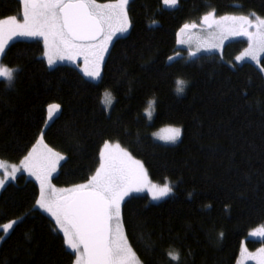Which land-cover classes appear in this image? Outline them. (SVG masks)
I'll return each instance as SVG.
<instances>
[{"label":"trees","instance_id":"trees-1","mask_svg":"<svg viewBox=\"0 0 264 264\" xmlns=\"http://www.w3.org/2000/svg\"><path fill=\"white\" fill-rule=\"evenodd\" d=\"M179 3L130 0L132 27L111 44L97 82L73 65L49 67L42 41L10 44L1 63L17 71L11 84L0 80V158L19 163L43 133L44 144L65 157L53 183L69 188L94 173L104 140L119 143L153 183L172 189L163 199L139 194L122 205L129 242L144 264H255L246 258L264 247L249 239L264 225V56L260 66H233L242 40L228 43L223 56L193 55L179 36L209 11L264 18V0ZM19 13L18 0H0V18ZM178 79L187 82L182 94ZM105 91L115 98L110 110ZM53 103L61 107L49 118ZM167 126L182 129L178 143L153 137ZM38 195L39 184L26 175L3 187L0 227L17 223L0 232V264H73L63 233L35 206Z\"/></svg>","mask_w":264,"mask_h":264},{"label":"snow or ice","instance_id":"snow-or-ice-1","mask_svg":"<svg viewBox=\"0 0 264 264\" xmlns=\"http://www.w3.org/2000/svg\"><path fill=\"white\" fill-rule=\"evenodd\" d=\"M20 13L0 18V57L10 41L16 37L42 38L43 55L48 66L57 60L76 62L83 59V73L93 80L101 79L102 67L109 46L118 33H126L132 27L128 14L129 0H109L97 3V0H18ZM166 5L175 6L178 0H163ZM254 15V14H253ZM203 24L213 29L217 43L209 47H218L229 36H245L248 47L236 57H246L259 62L264 54V18L250 16H220L214 11L203 16ZM195 24H185L180 33L184 34ZM183 39L180 43H184ZM195 55V53H193ZM171 59V57H169ZM15 68L0 63V78L9 84L14 81ZM177 94L187 87L184 80L176 81ZM113 97L105 91L103 103L105 109L111 108ZM155 101L149 100L145 112L152 116ZM60 104H49L48 115L53 109L59 110ZM161 139L175 143L181 136V128L167 127ZM65 157L43 142V133L31 151L19 165H7L0 161L4 177L16 178V174L27 171L39 182V195L35 206L49 213L55 220L67 248L75 254L73 264H144L129 242L122 214L125 197L133 192L147 190L153 199H159L172 191L168 184H154L148 177L147 169L140 160L119 143L104 140L99 150L98 167L85 183L73 184L69 188L57 189L52 184V176ZM5 179H0V189ZM16 220L4 223L7 232L16 224ZM254 237L264 238V225L250 233ZM223 237V233H220ZM3 236L0 235V241ZM248 254L247 249L242 250ZM167 255L173 261L180 260L175 249ZM251 255V254H249ZM257 264H264V247L257 250L253 257Z\"/></svg>","mask_w":264,"mask_h":264},{"label":"rangeland","instance_id":"rangeland-1","mask_svg":"<svg viewBox=\"0 0 264 264\" xmlns=\"http://www.w3.org/2000/svg\"><path fill=\"white\" fill-rule=\"evenodd\" d=\"M97 3H107V2H97ZM232 16V15H235V16H241V15H244V16H250V18L252 19H255L257 16L253 15L251 16L250 14H243V12H235V13H228V14H224V15H219V16H216L217 18H219L220 16ZM126 33H118L116 37H114L113 41L119 37V36H123L125 35ZM183 39L185 42L184 43H180V40ZM17 40H25V41H34V40H39V41H42L43 42V39L42 38H30V37H16L14 38L12 41L9 42L8 44V47L10 44H12L13 42L17 41ZM238 40H242L244 44H239V45H242V48L240 49V51L234 56L233 60L230 61L231 64L233 66H235L234 64H242L244 62H252L254 64H256L257 66H260V62H261V58L264 56V54H261L260 57H259V62L255 61V60H252L250 58H245L244 60H236V57L239 56L245 48L248 47V40H247V37L245 36H229L227 37L226 39H224L221 43H219V46L218 47H209L210 44H213V43H217V38L215 36V32L213 29H209L206 25L203 24V20L202 22L199 23L198 27H194L193 29H187L185 31L184 34H181L180 35V39H179V45L186 49L188 51V53H196V54H208V53H218V54H221L223 56L224 54V50H225V46L230 43V42H233V41H238ZM112 41V43H113ZM239 42V41H238ZM44 44V43H43ZM111 46V45H110ZM109 46V48H110ZM7 47V48H8ZM7 48L5 49V52L7 50ZM46 61H47V58L45 57ZM1 60H2V57H0V63H1ZM73 65L75 67H77L81 73L84 75L83 73V59H79L77 60L76 62H71V61H68V60H57V62L52 65L53 66H58V65ZM85 76V75H84ZM87 79L93 81V82H97L99 80H93L92 78H89L87 76H85ZM3 79V78H0V80ZM185 92V91H184ZM183 92V93H184ZM111 93V92H110ZM112 97H113V94L111 93ZM114 98V97H113ZM114 102H115V98L113 99V104L112 106L114 105ZM111 106V108H112ZM111 108H108L109 110ZM154 111H155V108H153V112H152V116L151 117H148L149 121H152L153 119V116H154ZM169 127V126H167ZM167 127H163L155 132H153V137L159 141V142H162V143H165V144H169V145H174L176 143H178V141L180 140V138L175 142V143H172V142H169V141H165L163 139L160 138V136L164 135L165 133L162 131L163 129L167 128ZM173 127V126H171ZM180 128V127H179ZM181 134H182V129H181ZM122 147V146H121ZM123 148V147H122ZM136 159V158H135ZM139 160V159H137ZM0 161H3L5 162L7 165H12V164H17L19 165V163H13V162H9V161H6V160H3L0 158ZM63 162L60 161V166H61V163ZM142 162V161H141ZM143 163V162H142ZM144 165V163H143ZM60 166L58 168V170L53 173V176H52V184L53 183V178L54 176H56L60 170ZM145 167V165H144ZM146 168V167H145ZM21 175H26L28 179H31V180H35L38 184L39 182L36 180V178L32 175H30L27 171H24V170H21L19 171L17 174H16V178L13 180L9 177H4L3 175V169H0V179H5V184L9 183V182H12V181H15L19 176ZM149 177V175H148ZM150 179V178H149ZM154 184H157V183H154ZM160 186H163L164 184H158ZM169 185V184H168ZM5 186V185H4ZM56 187V186H55ZM57 188V187H56ZM3 189V188H2ZM2 189H0V194H1V191ZM57 189H64V188H57ZM139 194H148L151 196L152 198V195L150 192H148L147 190H144V191H141V192H133L131 193L130 196L128 197H125V201L130 198L131 196H134V195H139ZM170 194V192L159 198V199H163V198H166L168 195ZM155 200H158V199H155ZM39 208V207H38ZM41 209V208H39ZM43 212H45L43 209H41ZM47 215H49L53 220L54 218L47 212H45ZM55 221V220H54ZM1 230H3L2 227H0V232ZM9 231H7L8 233ZM6 233V232H5ZM1 242V241H0ZM257 252L255 253H251V255H247V258L246 259H249L251 261H255V264H257V260L254 259L253 257L256 255Z\"/></svg>","mask_w":264,"mask_h":264},{"label":"water","instance_id":"water-1","mask_svg":"<svg viewBox=\"0 0 264 264\" xmlns=\"http://www.w3.org/2000/svg\"><path fill=\"white\" fill-rule=\"evenodd\" d=\"M189 29H191V28H189ZM250 240H259V241H263L264 240V238H262V237H254V236H251V238H249Z\"/></svg>","mask_w":264,"mask_h":264},{"label":"flooded vegetation","instance_id":"flooded-vegetation-1","mask_svg":"<svg viewBox=\"0 0 264 264\" xmlns=\"http://www.w3.org/2000/svg\"><path fill=\"white\" fill-rule=\"evenodd\" d=\"M179 1H180V0H178V2H177L178 5H180ZM129 2H130V0H129ZM128 5H129V3H128ZM165 5H166V4L164 3V6H165ZM201 22H202V21H201ZM195 25H196V27H198L199 23H196ZM105 56H106V55H105Z\"/></svg>","mask_w":264,"mask_h":264}]
</instances>
